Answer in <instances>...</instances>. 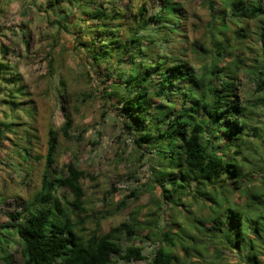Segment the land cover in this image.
Masks as SVG:
<instances>
[{
    "label": "trees",
    "instance_id": "trees-1",
    "mask_svg": "<svg viewBox=\"0 0 264 264\" xmlns=\"http://www.w3.org/2000/svg\"><path fill=\"white\" fill-rule=\"evenodd\" d=\"M77 1L87 8L83 20L92 23L87 24L92 41L100 43L91 58L112 65L106 75V95L118 103L126 118L124 129L133 135L135 145L152 157L151 181L142 184L158 189L160 198L151 202L178 211L188 203H201L208 211L197 215L188 210L186 226L175 219L172 224L177 223L178 229L162 227L160 244L151 256L131 240L140 238L143 229L158 227L157 211L140 220L132 209L127 220L106 231L100 232L98 225L88 228L86 221L91 219L85 214L80 185L84 170L68 162L63 166L66 174L52 175L57 131L49 126L42 188L32 200L20 202V209L2 225L18 236L20 264H116V257L126 262L148 259L149 264H219L204 260L210 246L200 245L203 238L241 252L244 264H260L264 179L261 188L250 186L254 172L243 166L251 163L247 154L258 153L254 141L246 137L264 139L262 127L252 124L253 107L264 99V19L260 18L264 0H208V34L193 43L192 59L180 51L187 40L180 0H162L150 14L144 3L135 5L125 22L124 37L112 31L109 22L126 17L119 9L109 15L101 6L92 8V0ZM258 18L262 24L251 28L250 22ZM231 33L248 40L259 35L260 54L251 58L235 52ZM249 68L255 70L259 93L255 102L243 104L239 74ZM70 126L71 119L65 116L60 126L63 135H68ZM56 187L68 188L73 198L60 199ZM236 191L244 198L241 204L230 198ZM1 248L0 257L6 252ZM8 257L9 253L3 256L10 264Z\"/></svg>",
    "mask_w": 264,
    "mask_h": 264
},
{
    "label": "rangeland",
    "instance_id": "rangeland-1",
    "mask_svg": "<svg viewBox=\"0 0 264 264\" xmlns=\"http://www.w3.org/2000/svg\"><path fill=\"white\" fill-rule=\"evenodd\" d=\"M180 2L186 12L187 34L180 51L192 59L195 58L193 43L201 42L208 34V0ZM140 3L145 4L150 14L163 1L92 0L91 6H101L109 15L115 8L124 13V19L109 20L112 31L124 37L125 22L133 15L134 6ZM86 9L77 0H7L0 13V246L9 253L10 264H20L18 236L13 228L2 225L20 209V202L32 200L42 188L49 126L57 131L52 175L66 174L63 166L68 162L84 170L80 185L85 214L91 219L86 221L88 228L98 225L100 232L106 231L127 220L132 209L138 211L140 220L147 213L157 211L158 227L143 229L140 238L131 240L142 246L146 256H151L160 244L158 234L162 227L176 230L177 223L186 226L188 210L197 215L208 211L201 203H188L184 210L178 211L162 202L159 207L151 202V198H160L158 189L144 188L142 184L151 181L152 157L135 145L133 135L124 129L126 118L118 110V103L106 95V75L112 65L97 64L91 58L100 43L92 41L93 31H88L87 26L92 23L83 20ZM260 18L264 19V15ZM250 23L251 28L262 24L259 18ZM229 35L235 52L242 51L251 58L260 54L259 35L251 40ZM256 85L254 69H244L239 74L238 94L243 104L253 103V99L255 102L259 93L255 91ZM251 103L249 106L253 107ZM253 108L252 124L262 127L260 132L264 137V99ZM65 116L71 119L66 136L60 131ZM246 138L254 141L258 150L247 154L251 163L243 166L254 172L253 182L248 184L261 188L264 175L259 172H264V139ZM55 193L62 200L73 198L68 188L56 187ZM230 198L240 204L244 200L238 191ZM175 219L177 223L172 224ZM187 231L194 233L191 229ZM250 236L255 235L251 232ZM198 242L210 246L203 256L207 262L214 259L219 264H244L241 252L225 248L217 240L203 238ZM260 245L258 258L264 264V236L260 237ZM175 251L182 254L179 248ZM5 253L0 257V264H7L3 258ZM116 260V264H149L148 259L126 262L116 257Z\"/></svg>",
    "mask_w": 264,
    "mask_h": 264
},
{
    "label": "crops",
    "instance_id": "crops-1",
    "mask_svg": "<svg viewBox=\"0 0 264 264\" xmlns=\"http://www.w3.org/2000/svg\"><path fill=\"white\" fill-rule=\"evenodd\" d=\"M7 3V0H0V13L2 9L5 7V4Z\"/></svg>",
    "mask_w": 264,
    "mask_h": 264
}]
</instances>
